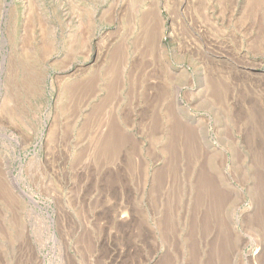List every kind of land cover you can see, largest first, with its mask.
Masks as SVG:
<instances>
[{"label": "rangeland", "instance_id": "rangeland-1", "mask_svg": "<svg viewBox=\"0 0 264 264\" xmlns=\"http://www.w3.org/2000/svg\"><path fill=\"white\" fill-rule=\"evenodd\" d=\"M0 264H264V0H0Z\"/></svg>", "mask_w": 264, "mask_h": 264}, {"label": "bare ground", "instance_id": "bare-ground-1", "mask_svg": "<svg viewBox=\"0 0 264 264\" xmlns=\"http://www.w3.org/2000/svg\"><path fill=\"white\" fill-rule=\"evenodd\" d=\"M9 30H10V29H9ZM8 36H9V35H8ZM29 38H30V37H29ZM23 40H25V39H23ZM8 42H11V41L8 40ZM24 43H25V42H24Z\"/></svg>", "mask_w": 264, "mask_h": 264}]
</instances>
